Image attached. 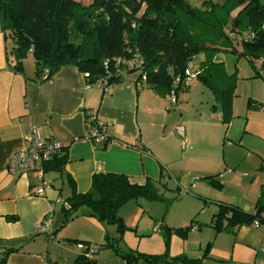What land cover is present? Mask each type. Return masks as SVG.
Here are the masks:
<instances>
[{
    "label": "crops",
    "instance_id": "obj_1",
    "mask_svg": "<svg viewBox=\"0 0 264 264\" xmlns=\"http://www.w3.org/2000/svg\"><path fill=\"white\" fill-rule=\"evenodd\" d=\"M10 47L0 17V256L6 248L10 249L4 264H71L81 253L80 241L104 244L105 234L115 235V226L106 228L93 217L78 215L64 222L66 197L73 190L88 191L94 173L125 174L133 182L144 183L149 179L157 186L162 181L163 185L167 184L178 164L191 165L201 179L216 175L221 187L224 182L239 185L238 192H216L214 198L219 199L210 201L214 204L212 209L204 212L200 220L194 219L200 224L198 232L182 236L174 231L186 226L190 222L187 219L179 223L153 219L149 229L128 228L122 234V241L116 243L119 250L151 255L167 251L169 257L181 254L192 257L195 246L198 258L210 242L207 256L201 258L200 264H264L263 227L243 225L235 233H214L209 224L216 211V201L252 211L257 200L264 181V75H251L260 79V84H251L244 91L235 78L230 100L232 140L222 147L224 153L216 161L215 148L224 132L222 111L220 102L206 85L203 84L212 95L210 99H215L208 112L198 97L202 88L192 84L194 80L182 92L186 96L179 99L180 92L177 94L176 101H182L178 106H175L177 102L170 104L167 94L155 92L145 83L137 85L133 73L125 74L120 83L102 89L88 86L83 73L66 64L49 79L37 82L34 61L23 58L22 74L7 65L6 57H12ZM214 85L224 89L227 84ZM197 89L196 105H191L196 112L184 119L183 125L190 94ZM248 99L261 106L247 107ZM89 112L105 125V135L110 139L104 148L85 137V114ZM204 123L212 128L207 147L195 149L191 143L197 134L193 136L189 125ZM180 125L184 127L183 135L177 131ZM33 128L40 137L67 145V161L61 172H42L39 176L40 164L25 172L8 171L9 157ZM41 186L43 192L38 195L35 191ZM138 199L134 201L140 206ZM71 224L75 226L67 228ZM39 225L46 228L40 230ZM93 258L96 264H124L111 247L99 249ZM135 264L172 263L140 260Z\"/></svg>",
    "mask_w": 264,
    "mask_h": 264
},
{
    "label": "trees",
    "instance_id": "obj_2",
    "mask_svg": "<svg viewBox=\"0 0 264 264\" xmlns=\"http://www.w3.org/2000/svg\"><path fill=\"white\" fill-rule=\"evenodd\" d=\"M0 17L11 42L12 57H6L7 65L15 72L23 73L22 60L31 55L37 82L49 79L60 66L69 64L83 73L88 86L106 89L120 83L125 74L134 73L137 85L145 83L155 92L165 95L173 91L177 96L188 90L190 82L185 84L184 69L192 64L199 71L195 79L220 102L223 123L231 119L236 75L227 76L224 89L216 88L208 69L221 62H213L210 57L218 52L244 56L248 61L264 57V0H196L193 4L189 0H0ZM200 53L205 59L195 67L193 59ZM260 106L254 100L247 101V107ZM84 124L87 133L94 130L105 135V125L99 124L94 113L85 114ZM109 139L105 135L97 146L104 148ZM66 161L67 145L59 144L40 166L43 172H61ZM203 179L218 189L222 186L216 175ZM68 181L71 183V179ZM138 198L160 199L156 182L146 179L136 183L125 174L94 173L88 191L73 190L65 199L64 222L78 215L93 217L102 226L113 224L115 235L105 234L104 244L80 241L97 248L91 257L83 248L71 264H96L93 255L106 247L120 255L124 264L140 260L200 264L210 242L201 258L184 254L169 257L167 251L151 255L119 250L116 243L128 228L116 212L128 200ZM215 205L209 223L214 233H235L243 225L264 228V181L252 211L221 201ZM193 222L194 218L174 231L184 236L197 227ZM165 243L167 246V240ZM9 251L4 250L0 264H4Z\"/></svg>",
    "mask_w": 264,
    "mask_h": 264
},
{
    "label": "rangeland",
    "instance_id": "obj_3",
    "mask_svg": "<svg viewBox=\"0 0 264 264\" xmlns=\"http://www.w3.org/2000/svg\"><path fill=\"white\" fill-rule=\"evenodd\" d=\"M189 1L191 4H193V2L195 3L196 0ZM24 59H27L31 62L34 61L33 57H29L28 55L24 57ZM204 59L205 56L203 53L198 54L193 59L195 67H198L200 64L199 61H203ZM210 60L213 62H221V64L211 65L208 69V72L212 75L210 79L213 81L214 84L226 85L228 83L226 82L227 76L235 72V75L238 78L237 81L236 79L235 81L237 84L243 85L244 91L246 89H249L251 84H260V79H253L254 77H252L251 75L254 76L257 72L264 75V57L248 61V59L244 56H239L237 54L232 53L218 52L215 56L210 57ZM222 73H225V75H221ZM193 80L192 84H199V86H201L200 88H202L199 89V92L201 90L202 92L198 94V97L201 100L202 107L206 112H208L212 109V105L214 104L215 99L213 97L212 99H210L212 95L210 91L201 83V81L196 79ZM196 93H198V89L190 94L188 107L185 111V114H183V120L181 121L183 125L184 119L190 118L196 112L194 109L195 107L191 108V105L193 103L196 105V103L194 102V97L196 96ZM186 95L187 93L180 92L178 94V98L182 99ZM181 103L182 101L179 100V102H177L175 106H178ZM218 106L220 108V105ZM229 122L230 121L222 124L221 128L224 130V132L222 141L218 140L217 147L215 148V153L217 157L216 161L217 159L219 160L220 156L224 153L222 147L226 144H229L232 140V138H229V128L231 124ZM225 125H227V129L224 127ZM189 126L191 132L193 133V136L197 134V137H195V139H193V143H191V147H194L195 149H201V146L207 147L209 140L207 136H209L212 128L205 123L198 124L195 126L193 124H190ZM201 133H203V135ZM211 145L212 142L210 144V148ZM237 145L239 144H235L234 146ZM222 170L223 168L220 171ZM219 176L222 177V174L220 173ZM238 187L239 185H233L232 182H224L223 187H220L218 189L215 186L209 185V183L203 178L201 179L200 177H198L197 173L192 170L191 165L185 166L178 164V166H176L173 170L172 176L169 177L167 184H158L156 186L160 199L147 200L144 198H139L138 201L140 202V206H137L134 200H128L118 208L116 214L122 217L123 223L127 228H138L140 230H146L151 228V226L153 225V219L163 218L164 220H168L172 223H179L181 219H187L188 221H190L194 218L196 220H200L204 212L206 213L208 212V210L212 209L211 207L214 204L210 201L219 199L214 198L216 192H219L221 190L225 192L232 191V193H237L238 189L236 188ZM181 190L183 192L182 194L179 193ZM190 213L192 214L191 218H189ZM123 217L125 218V220L123 219ZM132 218L134 220H132ZM192 224H196V222H193ZM70 226L74 227L75 225L71 224L67 228H70ZM113 226V224H107L106 228H110ZM197 227L191 228L190 230H188V232H198ZM193 249L194 250L192 258H197L195 256L197 255V249L195 248V246H193ZM201 253L203 254V251H201ZM201 257L202 255L200 254L198 258ZM119 258H121L120 255Z\"/></svg>",
    "mask_w": 264,
    "mask_h": 264
},
{
    "label": "built area",
    "instance_id": "obj_4",
    "mask_svg": "<svg viewBox=\"0 0 264 264\" xmlns=\"http://www.w3.org/2000/svg\"><path fill=\"white\" fill-rule=\"evenodd\" d=\"M133 62H128V64H132ZM199 73L198 69H195L192 64H189L184 69L185 75V84L191 82L193 79L196 78L197 74ZM167 99L170 104H176V95L173 91H170L167 95ZM99 124L102 122L99 121ZM90 132H86L87 138L92 136V140L95 144H99L103 138L105 137L104 134L99 132H94V130H89ZM177 131L180 135H183V126L180 125L177 127ZM58 143L54 142L50 138H42L38 135L37 129L33 128L29 134L24 137L23 144L19 147L14 153L11 154L7 161V169L10 173H14L17 171L25 172L27 170L35 169L38 167L43 160L48 159L52 152L58 147ZM37 172L39 176H42V169L37 168ZM46 184L45 181L42 182V186ZM39 187L35 192L38 195H41L43 192V187ZM182 194V190L179 192ZM64 206L67 207V204L64 203ZM38 229L43 230L46 228V225H39L37 226ZM158 226L155 227L157 230ZM82 249L85 248L84 252L87 257H91L92 254L96 250V245L89 244V245H79Z\"/></svg>",
    "mask_w": 264,
    "mask_h": 264
}]
</instances>
